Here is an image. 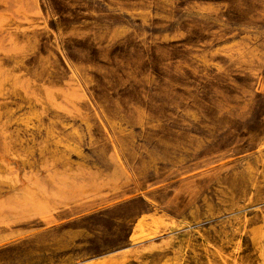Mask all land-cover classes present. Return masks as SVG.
<instances>
[{"label":"rangeland","instance_id":"rangeland-1","mask_svg":"<svg viewBox=\"0 0 264 264\" xmlns=\"http://www.w3.org/2000/svg\"><path fill=\"white\" fill-rule=\"evenodd\" d=\"M0 264H264V0H0Z\"/></svg>","mask_w":264,"mask_h":264}]
</instances>
